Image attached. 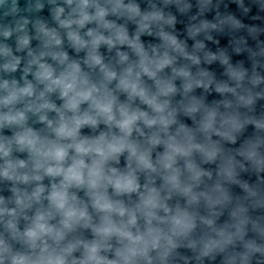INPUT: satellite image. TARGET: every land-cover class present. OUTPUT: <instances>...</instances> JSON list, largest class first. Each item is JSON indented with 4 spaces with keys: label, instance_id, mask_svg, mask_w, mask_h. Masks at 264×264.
I'll list each match as a JSON object with an SVG mask.
<instances>
[{
    "label": "clouds",
    "instance_id": "obj_1",
    "mask_svg": "<svg viewBox=\"0 0 264 264\" xmlns=\"http://www.w3.org/2000/svg\"><path fill=\"white\" fill-rule=\"evenodd\" d=\"M0 264H264V0H0Z\"/></svg>",
    "mask_w": 264,
    "mask_h": 264
}]
</instances>
